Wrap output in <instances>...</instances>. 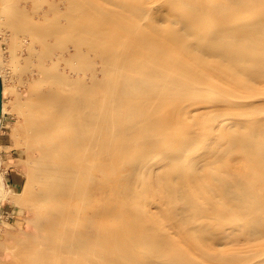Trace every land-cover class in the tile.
<instances>
[{"label": "rangeland", "instance_id": "rangeland-1", "mask_svg": "<svg viewBox=\"0 0 264 264\" xmlns=\"http://www.w3.org/2000/svg\"><path fill=\"white\" fill-rule=\"evenodd\" d=\"M31 1L32 0H0V264H144L143 260H146L148 256L152 255H154L158 261L161 259V261H167V259L171 258L181 261L183 264H187L181 252H184L185 248H187L186 251L191 252V258L195 257L194 259L201 264H264V236L252 241L243 239L245 231V228L242 226L243 219L233 216L232 214L226 215L228 205H226L225 202L223 203L222 199H218L220 197L217 198V195H219L218 190H212L214 194L211 193L212 191H210V193L205 192L202 187L203 185H201L198 186L196 189L197 191H193L196 192L194 199L196 200V206H198V208L195 206V209L201 211V217L198 222H205L207 229L206 235H196L193 238V240L198 243L195 244L197 246L194 249L195 251L193 250L194 252H192L188 247H192L191 242L189 243L186 241L184 236L178 233L179 231L177 229H172L173 226L171 223L174 220L176 221L175 215L177 214H171L174 220L173 218H169L166 216L167 212L164 211L167 208L164 209L165 206L162 207L159 204L158 199L160 198L161 191H158L160 189L163 190L162 184L167 180L162 177L160 178L157 171L151 173V178L147 176L145 179L135 180L136 182L132 180L133 169L131 170V167L133 166L131 162L140 160V158L146 156V153H157L158 156H162L164 159L167 157L165 162L169 164L170 167L183 166L185 161L188 162L187 164H190L189 162L210 163L212 160L220 158V161L215 160V163L211 165L210 171L213 173L219 174L224 170L232 168L241 174L247 172L251 164L245 167L244 165H240V161H236L234 164L227 167L230 158H238L243 155L237 152L223 154V145L218 151L210 149L209 144L212 143V141L215 143H222V139L224 138L223 132L229 127V125L225 123H221V125H225V127H219L220 124L215 122L217 118L221 119L224 117H221L222 115L220 113H224L223 115L226 114L223 107H221L222 111H218V108H216L217 106H214V109H217L216 111L220 115L216 113V119H211L212 122H210L209 118V120H205V117H203L206 114H210L209 112L214 109H211V107L206 108V106L203 107L202 104L208 105L210 102L220 101L222 98L219 99V91L215 94H204V96H200L199 93H188L186 95L184 93V95L180 96L181 100L189 104L180 103V101H178L179 98H177L176 102H178V105H185V109L183 110L184 113L187 114L190 112L191 114L189 113V118H187V122L185 121L186 123H184L183 126H178H182L183 129L180 130L181 128H177L171 137L168 138L164 137L159 130L152 129L151 126L144 124L143 119H141L138 114L142 111L151 114V108L154 107L155 104L150 102V99L148 100L150 103L137 101L129 104H119L117 107L119 111H117L116 108L104 119L107 123L109 122L108 124L113 122L118 126L109 127L103 131V135L98 139V142L102 144L104 141V148L102 151L94 154V156L92 154L93 151H87L85 148H82L84 147L83 143L76 144L73 140L70 134L72 129L68 126V121L66 119L67 115L64 114L58 99L59 95L67 94L69 91H76L79 97H81L83 90H87L86 92L91 94L90 97L89 94L87 97L89 103L93 101L99 105V99L105 100L107 94H105L106 92L99 83L101 80H104L106 76L105 66L107 61H105L104 53L109 52L111 49L118 53H122L127 50V47H134L136 53L140 55H144L148 49L159 51L161 54H164V58L168 57L167 59L179 62L177 65L169 67L166 73L176 70V67L186 69L188 66L187 61H189L188 56L190 53L193 54V51L191 49L182 51L181 47L185 44V41H188L186 39L168 41L160 37L172 31L169 24L163 22L168 15L183 16V20L184 17L188 20L195 15L202 16L208 14L204 16L206 20L204 19L202 25L192 23L188 20L192 28L197 29L198 32L200 30L202 31H200L199 40L203 43H207L206 32L209 33L213 31V27L218 30L221 28L222 30H219L221 36L229 37L231 31L228 27L240 26L247 21L253 23L257 22L259 16L264 15V6H259L249 11L237 9L236 5L230 3L228 0H184L187 1V3L196 4V8L187 7L183 0H108L104 5L106 9H101L94 13L93 23L91 24L93 32L91 35L89 34L87 37L86 34H83L85 33L84 30V32L77 35H63L56 38L52 37L49 32V27H47V25H51L52 21L59 16L58 12L52 11L50 13L49 11L50 5L53 4L55 0L53 2L52 0H40L35 6ZM122 2L131 4L133 6L132 9L120 8L119 4ZM115 3L117 4L115 5ZM201 4H203V6ZM115 6H117V8ZM140 6H149V8L152 6L146 21L144 18H141L144 19L141 22L138 20ZM37 9L39 10L37 11ZM35 11H37V13ZM111 13L114 14L112 15ZM136 13H138L137 17L134 16ZM109 14L112 16H109ZM119 14L126 19H122ZM153 14L156 18H154ZM102 18L103 20H101ZM133 18L136 19L133 20ZM152 18L153 20L155 19L154 22L151 21ZM127 19H129L130 22ZM131 20L135 21V24ZM116 21H123L122 23L125 25H118ZM101 22L105 24V29L108 31V34L105 36L102 35L100 30V26H102ZM147 22H149L148 25ZM152 22L155 25H151ZM27 29L31 31V35H28ZM36 29H39L41 32L35 33L34 31ZM116 29L118 33H116ZM121 29H123L122 38L124 39L112 37L115 34L119 36ZM135 29H138L137 32ZM154 29H159L158 31L162 32L159 37L157 33L153 32ZM127 39L131 41V44H129ZM141 44L146 45V48L139 47ZM121 47L123 49H121ZM256 48H259V46L257 45ZM229 51L235 52L236 48H232ZM53 54L55 56H53ZM131 61L132 63L130 62V66L132 67L136 62L133 60ZM67 63H74L77 65L78 71H72L67 66ZM112 63H116L117 65L123 64L124 59H113ZM38 66H40V68ZM27 67L39 70V81H33L31 75L26 72ZM100 71L102 73H100ZM67 72L69 74H67ZM71 72H73V74ZM61 74H64L70 81V86L54 81L52 82L51 78ZM71 74L75 77H72ZM71 77L72 80L74 79L73 81L70 79ZM238 78L241 77H232L230 83L232 80H237ZM203 87H207L206 89H210L211 92L220 89L221 91L222 89H230L227 87H219L220 89L217 88L216 90L215 86L209 82L204 83ZM211 87L214 89L212 90ZM244 87L248 90V94L251 97L247 102H244L243 99L238 101V105L234 107L232 119L234 118L235 120L236 118H240V120H237L241 121L242 119L247 126L252 125V122L255 120L264 125V79L257 80L255 78H250ZM33 90L39 91L45 95L39 111H41L40 117L44 120L43 123L48 124V129L45 130L46 136L41 140V144L44 145L51 155H49L50 159H54H51L53 162H58L72 172L74 182L80 190L79 193L74 192V194L76 193L74 196L73 193H70V195L68 194L69 196L63 195L59 200L55 196L56 192H53L55 189L51 187L54 186L56 178L51 175L45 174L38 180H29L28 155H26L28 153L25 151L27 137L25 135L26 124L24 110L27 97ZM177 91L180 90L177 89ZM164 92L166 91L164 90ZM117 94L118 93H116V95ZM151 96L153 97L154 95L151 94ZM171 103H173V101H171ZM198 107L202 110H198ZM188 109H190V111ZM125 110L131 115L129 121H126L122 116V114L126 112ZM187 110L188 112H185ZM165 112H167V110H165ZM197 112H201V115ZM202 112H205V114ZM198 114L202 117L198 116ZM196 116H198V118ZM226 116L227 114L225 118ZM203 118L205 120L204 122ZM219 119H217V121ZM209 123L214 124L212 126ZM141 124L143 125L141 126ZM216 124L218 125V129L223 127V131L221 130L222 133L219 132L217 127L215 129L214 125ZM129 125H131L133 129L131 128V130H128L126 133L122 134L121 130H118L120 126ZM188 125H192L193 127H206L208 125V128L214 127V129H212L213 135L209 137V135L201 134L202 136L199 138L201 141H198L199 146L201 145L204 150H199V154L198 152L195 154L197 156L199 155L200 158V155L208 153L207 155H202L205 157V160L202 159V161H200L198 157H193L194 153L189 152L187 149L188 146L183 143L186 141V138L183 136V131H186ZM51 128H53L54 131L51 132ZM95 128L96 127L93 125L87 127L88 130L92 131L95 130ZM49 131L50 134L48 135ZM216 132L217 134L220 133V136L217 135ZM216 135L217 139L220 137L221 140H217L216 137L214 138ZM211 137L214 139H211ZM209 138L212 141L209 140ZM150 140L152 141L150 142ZM169 142L172 143V145L167 146ZM203 151L205 152L203 153ZM210 154L213 155L211 156ZM206 157H208V159H206ZM258 157V154H248L247 159L255 160ZM93 159L95 163H93L94 161L92 162ZM91 165L93 168H91ZM158 166L159 164H156L154 169L156 167L158 168ZM236 166L239 167V169H236ZM7 173H10V175L12 174V179L18 183L17 189L14 190L15 196L10 198L12 200L13 212L11 213L12 217L8 219L5 218L6 214H3L2 211L4 201L9 198L3 189L4 177H6ZM88 173H90L89 176ZM227 177L233 179L232 175H227ZM83 181L85 183H83ZM100 181L102 184H99ZM153 183L156 185H153ZM146 184H150L148 185L150 186V190L152 189L158 192L157 195L154 191L153 193L155 194H153L152 191L150 192L149 188H147V191L154 196L142 201L144 203L143 205L140 206L139 201L134 199V201L130 202L132 198L129 202L126 200V198H130L128 194H126L127 197L125 198L124 192L128 193L126 191L128 190L127 188L130 186L142 188V185L146 186ZM97 185L100 186L98 187ZM83 186L84 188L89 186L86 188V191L87 193L90 192L92 195L90 196V193H88V200L90 203L87 202L86 194L84 195L86 191L83 192ZM152 186H155V189H153ZM245 188L249 194L257 192L264 199V179L257 182L255 185L252 183L247 184ZM106 190L108 192H106ZM119 191L123 194V196L120 195L122 198L118 196L120 193ZM102 196L105 197L101 198ZM92 200L93 202H91ZM133 203L138 204L135 205ZM178 203L180 202L176 201L173 205L178 206ZM197 203L199 205H197ZM83 204L84 206H82ZM133 205L136 206L134 209L137 208V210L132 209ZM82 209L84 212L83 216L81 215ZM88 209L91 210V212H89ZM147 209L150 211L149 214ZM70 210L73 213L75 212L76 215L75 213L72 214L69 212ZM85 210L88 214H101L91 223L92 228H88V231L86 230L87 233L85 232L82 234V232L85 231L83 227L86 225L84 217H86L87 213ZM66 218H68L67 222ZM177 218H180V214L177 215ZM239 223H241L240 226ZM81 225L84 226L81 227ZM149 227L153 230L151 233L149 232V235H146L145 232L149 230ZM73 231L75 233H73ZM160 233L171 242L173 250L170 248V252L167 251V253H165L162 250H156L146 244L149 236H153V234L161 235ZM76 234L78 235L76 236ZM82 236L87 238L85 247L77 249L75 253L74 251L59 250L60 245H65L61 244L62 241L66 239H79ZM203 236L206 237L207 240H204L206 238ZM221 236L226 237L222 240L223 244L213 245L211 243V241L217 242L215 241V237L220 238ZM238 239L240 241H238ZM209 248L210 250L212 248V250H208ZM208 251L214 254H221L223 252L221 255L223 257H228L230 261L206 260L204 257L210 254ZM224 252H226V255H224ZM114 257H119V260H113Z\"/></svg>", "mask_w": 264, "mask_h": 264}, {"label": "bare ground", "instance_id": "bare-ground-1", "mask_svg": "<svg viewBox=\"0 0 264 264\" xmlns=\"http://www.w3.org/2000/svg\"><path fill=\"white\" fill-rule=\"evenodd\" d=\"M53 1L54 0H52V2ZM106 1L108 2V0H55L53 2V4L50 5L49 11H50V13L52 11H54V12L56 11V12H58L59 16L57 19H54L52 21L51 25L49 24L50 26L47 25V27H49L50 34L52 35V37L58 38L59 36H63V35H66V36L77 35L79 33L84 32V30H85V33H83V34H86V36L88 37L89 34L91 35L93 32V27L91 26V24L93 23L94 13H96L97 11H99L101 9H106V7L104 6ZM228 1L230 3L235 4L237 9H239V10L244 9V10L251 11V10L258 8L259 6H264V0H228ZM31 2L35 6V5H37V3L40 2V0H32ZM183 2H185L186 6L190 7V8H196V6H197L196 4H191L190 2L187 3V1H184V0H183ZM23 3H24V1H23ZM109 3H107V4H109ZM116 4L117 3H115V5ZM201 5L203 6V4H201ZM201 5H199V6H201ZM119 6H120V8L122 7V8H129V9H132V7H133L128 2H122L119 4ZM103 7H105V8H103ZM115 7L117 8V6H115ZM150 8H149V6L148 7L140 6L139 11H138V13H139L138 20L140 22L143 21L144 19H145V21L148 19L149 12L151 11ZM38 10L39 9H37V11ZM37 11H35V12L37 13ZM155 12H157V11H155ZM117 13H119V12H117ZM126 13H128V12H126ZM138 13H136L134 16L137 17ZM112 15L109 14V16H112ZM205 15L207 16L208 14H205ZM205 15H202V16L195 15L194 17H191L188 20L192 23L202 25L204 23V19H205L204 16ZM119 16H121V15L119 14ZM132 16H133V14H132ZM236 16H237V14H236ZM130 17H131V15H130ZM124 18L122 17V19H124ZM141 18H144V19H141ZM150 18H151V16H150ZM154 18H156L155 15H154ZM165 18L166 19H164L163 22L166 24H169V26L172 28V31L170 33H167V34L165 33L164 35H161L162 32L158 31L159 29L158 30L154 29L153 32L157 33L158 37L161 35L160 37H162L163 39H166L168 41L169 40H183V39L184 40L186 39L188 41V42L185 41V44L182 43L183 46L181 47L182 51H184V50L187 51L189 49H191L193 51V54L190 53V55L188 56L190 62L187 61V65H188L187 68L181 69V68L176 67V70L170 71V73H166V72H168L169 67H171L172 65H177V63H179V62L167 59L168 57L164 58V54H161V52H159V51H154V50L148 49L144 55L143 54L140 55V54L136 53V49L134 47L133 48L127 47V50H125L122 53H118L113 49L109 50V52L104 53L105 61H107L106 66H105L106 76H105L104 80H101L99 83L100 86L103 87L104 91L106 92L105 94H107L106 95L107 97L105 100L99 99L100 100L99 105H97L93 101H91V103H89L87 101V97H88V94H89V97L91 94L86 92L87 90L86 91L83 90V94L81 97H79V94L76 91H69L67 94H62V95L58 96V99L60 101V105L63 109V112L65 115H67L66 119L68 121V126L72 129L70 134H71L73 140L76 142V144L83 143L84 147H82V148H85L87 151H89V150L93 151L92 154L94 156V154L102 151L104 148V141L102 144H99V142H98V139H100L103 135L102 134L103 131L105 129H108L109 127H117L118 126V125H115L113 122L108 124L109 122L107 123V121L104 120L105 118H107L108 114L111 111H114L119 106V104H121V103L122 104H125V103L129 104V103L141 101L143 103L153 102L155 104L154 107L151 108V110H152L151 114L148 112L147 113L143 112V111L138 113L139 116L141 117V119H143L144 124L151 126L152 129L159 130L160 133L163 134L164 137L168 138V137H171V135L174 133L175 130H177V128H181L180 130H182L183 124L186 123L187 118H189L190 112L187 114L184 113L183 110L185 109V105L184 104L178 105V102H176L177 98H179L178 101H180V103L189 104L188 102L181 100L180 96L184 95V93H185V95L188 93H199L200 96H204V94L205 95H209V93L215 94L219 91L218 92L219 96H220L219 99L222 98L220 101H213V102H210L208 105L200 103L203 105V107L204 106H206V108L211 107V109H214V106L215 107L217 106L216 108H218V111H222L221 107H223V109L226 111V114H227V116L225 118L226 114L223 115L224 113L223 114L220 113L222 115L221 117H223V116L224 117L221 118L219 116L221 119L217 118V119H219L218 121L216 119V113H218L216 111L217 109L216 110L214 109V110L209 112L210 114H206L203 116V117H205V120L210 119V122H212L211 119L212 120L216 119L215 122H218L220 124L219 127L223 126V125H221V123L222 124L225 123L226 125L227 124L229 125V127L225 129L226 131L223 132V136H224V138L222 139L223 144L222 143L221 144L215 143L214 141L211 140V139H214L215 137L217 139V135L220 136V133L217 134V132H216L217 135L214 136V138H212V137H211V139L209 138V140L212 141V143L209 144L210 149H213L214 151H216V150L218 151L219 148H221L223 145L224 146V148H223L224 153L223 152H221V153L226 154V153L237 152V153L243 155L241 157L239 156L238 158H236V157L230 158V161L228 162L227 167L229 165L234 164L236 161H240V165H242V166L244 165L245 167L248 164H251V166L248 167L247 172L241 174L239 172H236L234 170V168H232V169L224 170L222 173H219V174L213 173L212 171H210L211 165H212V163H215V160L220 161V158L212 160L210 163L209 162H207V163H198V162L191 163V162H189L190 164H187L188 162L185 161L183 166L170 167L169 164H167L165 162L167 157H165V159H164V158H162V156H158L157 153H155V154L154 153L153 154L146 153L145 157L140 158V160H138V161H135V162L132 161L131 162V165L133 166V167H131V170L133 169L132 170V177H133L132 180H134V182H136L135 180H140V179L142 180V179H145L147 176H149L151 178V176H150L151 173L152 172L155 173V171H157L159 173L160 178L162 177L163 179L167 180L164 184H162L163 190L162 189H160L159 191L157 190L158 192L161 191L160 192L161 193L160 198L159 199L157 198V199L159 200V204L162 207L165 206L164 209L167 208L169 210V211L167 209L164 210L165 212H167V214L166 213L165 214L169 218H173V220H174V217L171 214H173V215H175V214L179 215L180 214V218H177V215H175L176 221L175 220L173 221L171 219L173 221L171 223L173 226L172 229L173 228L177 229L179 231L178 233L183 235L186 241H188L189 243L191 242L192 247L188 246L190 248V249L189 248L188 249L191 250L192 252L195 251L194 249L197 246L195 244L198 243V242L194 241L193 238L196 235L202 236L203 234L206 233V229H207V225L205 222H198L200 217H201V211L195 209L196 200L194 199V195L196 192H193V191H195L198 188V186H201V185H203L202 187L205 190V192L210 193V191H212V190H218L219 191V193H218L219 195H217V198L220 197L218 199H222L223 203L225 202V204L228 205V209H227L228 211H227L226 215L232 214L233 216L241 217L243 219L242 220L243 221L242 226L245 228L243 239H247L250 241L259 239L260 237L264 236V199L257 192L254 194H249L246 191L245 186L247 184H251V183L255 185L257 182L264 179V164H263L264 163V125L261 122H258L255 120L252 122V125L247 126V124L245 122H243L242 119H241V121H239L240 118H236L234 120V118L232 119V116H233L234 107H236L239 103L238 101L243 99L244 102H247V100H249L251 97L248 94V90H246V88L244 87V85L247 84L248 80L250 78H255L257 80L264 79V15L259 16L258 21L255 23L247 21L246 23H243L240 26L228 27V28H230L229 30L231 31V33H230L231 35L229 37L228 36H221L219 30H222V29L219 28V30H218L216 28L214 29V27H213V31H211L209 33L206 32V39L208 40L207 43H205V42L203 43L202 41L199 40L200 34L202 31L200 30L201 32L200 31L198 32L197 29L192 28L186 17H184V20H183V16L180 17V16H175V15H168ZM134 19H136V18H133V20ZM101 20H103V18ZM127 20H129V19H127ZM133 20H131V21L134 23L135 21H133ZM154 20H153V18L151 19V21H153V22H154ZM122 22L118 21L117 23H118V25H125ZM129 22H130V20H129ZM137 22H136V24H137ZM153 22L151 23V25L152 24L155 25ZM119 23H122V24H119ZM101 24L103 27L100 26V30H101L102 35L105 36L106 34H108V31H107V29H105V24L103 22H101ZM148 24H149V22H147V25ZM88 26H89V29H88ZM209 27H211V26H209ZM138 29H135V31L137 32ZM133 30H134V28H133ZM116 31L115 32L118 33L117 29H116ZM122 31H123V29H121V33L119 34V36L117 34H115L112 37L121 39L122 38ZM34 32L38 33L41 31L39 29H36ZM150 32H151V30H150ZM27 33H28V35H31V31H29L28 29H27ZM127 36H126V38H127ZM122 39H124V38H122ZM131 39H132V37H131ZM127 41H129V40L127 39ZM133 41H134V39H133ZM130 42L131 41H129V44H131ZM257 45L259 46V48H256ZM145 46L146 45H142V44L139 45V47H142V48H146ZM232 48H236V51L235 52L229 51ZM121 49H123V48L121 47ZM195 54H196V56H195ZM53 56H55V55L53 54ZM166 56H168V55H166ZM11 58H12V56H11ZM118 58H123L124 63L119 64V65H117L116 63L113 64L112 60L118 59ZM131 60L136 62V63H134V65H132V67L130 66V62L132 63ZM42 62H43V60H42ZM73 64L67 63V66L72 71L75 70L77 72L78 66L75 64L73 65ZM101 65H103V64H101ZM43 66H44V64H43ZM38 67L40 68V66H38ZM26 70H27L26 72H28L31 75V77L33 78V81H36V80L39 81V70L38 69L34 70V68L30 69V67H27ZM71 73L73 74V72H71ZM100 73H102V72L100 71ZM67 74H69V73L67 72ZM26 75H28V74H26ZM19 76H21V75H19ZM234 76L241 77V78H238L237 80H232L230 83V80ZM72 77H75V76L72 75ZM72 77L70 78L71 80H72ZM227 77H229L230 79ZM51 80H52V82L54 81L56 83L58 82V83L70 86V81L66 78V76L64 74L57 75V76L51 78ZM206 82H209L210 84L215 86L216 90H217V88L220 89L219 87H227L230 89H222V91L220 89V90L211 92L210 89H206L207 87L206 88L203 87V84ZM204 86H206V85H204ZM208 88H209V86H208ZM211 88H212V90L214 89L213 87H211ZM177 89H179L180 91H177ZM164 90L166 92H164ZM28 93H30V92H28ZM116 93H118V94L116 95ZM151 94H153L154 96L152 97ZM44 96L45 95L43 93H40L39 91L33 90L28 95L27 102L25 104V110H24L25 111V114H24L25 115V124H26L25 135L27 137V140L25 143L26 144L25 145V147H26L25 151H27L26 153H28L26 155H28L27 162H28V167H29V180H38V179L42 178L45 174L55 177L56 180L54 181V186H51V187L55 189L53 192H56L55 196L60 200L63 195L66 196L68 194L70 195V193L71 194L73 193V196H74L76 194V193L74 194V192L79 193L80 190L74 182V177H73L72 172L69 169H67L65 166H62L61 164H59L58 162H53L52 160H54V159H52V158H51L52 160L50 159L51 155L49 154L47 149L44 147V145L41 144V140L44 139V137L46 136L45 130L48 129V124L43 123L44 120L42 119V117H40L41 111H39V108L41 107ZM210 97H211V95H210ZM196 98H197V96H196ZM214 98H217V97H214ZM171 101H173V103H171ZM132 105H135V104H132ZM138 107H139V105H138ZM199 109L200 108L198 107V110ZM165 110H167V112H165ZM188 110L190 111V109H188ZM188 110L185 112H188ZM200 110H202V109H200ZM117 111H119L118 108H117ZM194 111H196V110H194ZM127 112L128 111L124 112L122 114V116L126 121L127 120L129 121L131 118V115H130V113H127ZM197 113H199L201 115V112H197ZM199 114H198V116H200ZM203 114H205V112ZM187 115H188V117H187ZM198 116H196V117L198 118ZM200 117H202V116H200ZM190 118H191V115H190ZM237 119H239V120H237ZM205 120L203 118V122ZM246 120H248V119H246ZM188 122H189V120H188ZM209 124H211L213 126L212 123H209ZM89 125L95 126L96 127L95 130H93V131L88 130L87 127ZM142 125L143 124H141V126ZM179 125H182V126L178 127ZM214 126L216 129V127L218 125L216 124ZM208 127H209V125L206 127H193L192 125H190V126L188 125L186 131H183L184 132L183 136L186 138V141L183 143H185L186 146H188L187 149L189 150V152L194 153L193 157L196 156L199 158V155L197 156L195 153H197L199 150H201V151L204 150L203 147L201 145L199 146V144H198V141H201V140H199V138H201V136L204 134L209 135V137H210V135H213L212 129H214V127H212V128H208ZM223 127H225V125ZM131 128L133 129V127L131 125L120 126V129L118 127V130L119 131L121 130V132L123 134V133H126L128 130L130 131ZM139 128H142V127H139ZM222 128L218 129V127H217V129L221 133L223 131ZM51 129H52V130H50L51 132L54 131L53 128H51ZM50 131L48 132V135L50 134ZM151 136H152V134H151ZM218 139L221 140L220 137ZM151 141L152 140H150V142ZM203 142H205V141H203ZM204 144H202V145H204ZM169 145H172V143H170V142L167 143V146H169ZM188 150H186V151H188ZM205 151H206V149H205ZM205 151H203V153ZM208 151H209V149H208ZM104 152H103V154H104ZM101 154H102V152H101ZM198 154H199V152H198ZM205 154L207 155L208 153H204L202 155H205ZM248 154H258L259 157L255 160H249V159H247ZM159 155H161V154H159ZM202 155H200V158L199 159L197 158V159L202 161V159L205 158ZM208 157H206V159H208ZM94 159H96V158H94ZM94 159L92 160V162L94 161L93 163H95ZM156 164H159V166H158V168L156 167L154 169ZM93 166H94V164H93ZM93 166L91 168H93ZM236 169H239V167H237ZM100 171H98V172H100ZM101 173H103V172H101ZM89 174L90 173H88V176H89ZM56 175H58V176H56ZM154 175H152V176H154ZM227 175H232L233 179H230L229 177H227ZM95 176H94V178H95ZM88 178H90V177H88ZM78 180H79V178H78ZM100 182H99V184H102V182L101 183ZM83 183H85V182L83 181ZM129 183H131V182H129ZM143 185H144V183H143ZM143 185H142V188L141 187L137 188L136 186H133V187L130 186L129 188H127L128 190H126L128 193H125L123 191L125 194V198L127 197L126 194H128V196L130 197V198L128 197L129 199L126 198V200H128V202H129V200H131V198H132V200L130 202H132L134 200H138L139 205L141 206L144 204L142 201H145L148 198H150L151 196H154L153 194H155V193L157 195L158 192H155L152 189L150 190V186H148L150 184H148V185L146 184V186H143ZM153 185H156V184L153 183ZM84 186L82 189L83 192H85L86 188L89 187V186H87L84 188ZM97 186L99 187L100 185H97ZM103 186H104V184H103ZM147 188H149L150 192L152 191V193H153V191H154L155 193H153L151 195V193H149V191H147ZM152 188L155 189V186H152ZM106 192H108V191L106 190ZM88 193H90V192H88ZM88 193H87V191H86V193H84V195L86 194L85 196H86L87 200L89 199ZM120 193L118 194V196L119 197L123 196V194L122 193L120 194ZM211 193L214 194L213 191ZM65 196H64V199H65ZM90 196H92L91 193H90ZM51 197H52V195H51ZM104 197L105 196H102L101 198H104ZM66 198H68V197H66ZM217 198H216V200H217ZM64 199H62V200H64ZM197 199H199V198H197ZM100 200H102V199H100ZM176 201L180 202V203H178V206L173 205V203ZM87 202L90 203L89 200ZM91 202H93V200ZM133 204H135V203H133ZM137 204H135V205H137ZM135 205H133V208H132L133 210H137V208L134 209L136 207ZM139 205H138V210H139ZM197 205H199V204L197 203ZM82 206H84V204ZM87 206H88V204H87ZM161 206H159V207H161ZM196 207L198 208V206H196ZM88 208H89V206H88ZM71 210L69 212H71ZM77 212H79V211H77ZM89 212H91V210H89ZM154 212H156V211H154ZM71 213L74 214L75 212L74 213L71 212ZM83 213L84 212L82 209V213H81L82 216H83ZM86 213H87V215H86V217H84L86 225L85 226L81 225V227L84 226L83 228L85 230L84 232H82V234H84L85 232L87 233L88 228H92L91 223L93 222V220L95 218H98L97 217L98 215L101 214V213H99V214L98 213H89L88 214L87 211H86ZM149 213H150V211L148 212V214ZM65 215H68V214H65ZM75 215H76V213H75ZM67 219L68 218H66V222H67ZM155 222H157V221H155ZM240 224L241 223H239V226H240ZM79 229H81V228H79ZM74 230H76V229H74ZM152 230L153 229H150V227H149V230L145 232L146 235L147 234L149 235V232L151 233ZM73 233H75V232L73 231ZM78 234L80 235L79 232H78ZM78 234H76V236ZM204 238H206V237H204ZM215 238H216L215 241H217V242L211 241V243L213 245H216V244L220 245V244H223L222 240H224L226 237L221 236L220 238L219 237H215ZM86 239L87 238L85 236L84 237L82 236L81 238L74 239V240L66 239L65 241L61 242V244H65V245H60L59 250L69 251V252L74 251V253H75L77 251V249H79L81 247H85ZM204 240H207V238ZM238 241H240V240L238 239ZM141 244H143V243H141ZM146 244H148L149 246L153 247L156 250H162L165 253H167V251H169L170 248L173 250V246L171 245V242L163 234H161V235H159V234L154 235L153 234V236H149ZM206 247H207V245H206ZM208 247H210V246H208ZM186 250H187V248H185L184 252L183 251H181V252L184 255L183 256L184 259H186L187 264H201L196 259H194L195 257H194L193 253L192 254H193L194 258H191V254H190L191 252L186 251ZM208 250H210V248ZM211 250H212V248H211ZM217 252H219V251H217ZM196 253H197V251H196ZM208 253H210V254H208L204 257L206 260H209V261L210 260L211 261L221 260L224 262L230 261V259L228 257H223L221 255L223 252L221 254H214V253H211L208 251ZM224 253H225L224 255H226V252H224ZM114 259L119 260V257H114L113 260ZM161 260L158 261V259H156V257H154V255H152V256H148L146 260H143V262H144V264H183V263H181V261L173 260L171 258L167 259V261H161Z\"/></svg>", "mask_w": 264, "mask_h": 264}, {"label": "crops", "instance_id": "crops-1", "mask_svg": "<svg viewBox=\"0 0 264 264\" xmlns=\"http://www.w3.org/2000/svg\"><path fill=\"white\" fill-rule=\"evenodd\" d=\"M12 178V174L10 175V173H7L6 177H4L3 183V189L5 190V194L9 197L8 199H6V201H4L2 210L3 214H6V219L12 217L11 213L13 212V205L11 203L12 200L10 198L15 196L14 190L17 189L18 185L17 181L13 180Z\"/></svg>", "mask_w": 264, "mask_h": 264}]
</instances>
